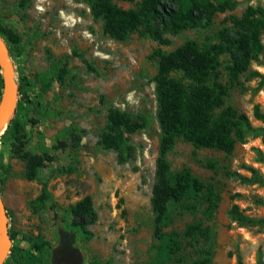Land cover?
I'll return each mask as SVG.
<instances>
[{"label":"rangeland","instance_id":"rangeland-1","mask_svg":"<svg viewBox=\"0 0 264 264\" xmlns=\"http://www.w3.org/2000/svg\"><path fill=\"white\" fill-rule=\"evenodd\" d=\"M19 1L0 0V28L19 39L16 46L4 42L16 102L26 96L40 106L30 112L22 102L18 108L24 128L20 141L4 133L6 127L0 134V198L11 240L2 264H19V248L33 256L32 245L52 249L62 235L72 236L69 244L79 251L80 264H152L150 196L160 134L152 82L155 61L150 56L157 43L140 33L123 41L108 37L101 20L91 15L90 0H29L25 7ZM113 3L122 9L132 5ZM231 3V10L216 13L207 26L165 35L169 44L161 49L171 51L187 40L213 43L217 31L234 29L230 18L239 19L246 7L264 8V0ZM260 43L264 47V32ZM218 61L219 81L227 84L229 56ZM49 68L55 76L49 91L42 93L37 76ZM224 103L243 113L251 126L230 154L193 149L178 140L166 155L172 171L187 168L203 184L202 196L210 190L216 199L210 210L203 197L169 205L163 232L176 233L181 245L165 264H191L204 256L209 264H264V122L252 115L254 106L264 113V53L227 86ZM43 109L53 117H42ZM110 109L145 124L128 135L122 163L116 151L99 145ZM25 154L48 157L32 179L25 177L20 157ZM84 196L96 215L83 227L88 238L65 228L71 220L68 207ZM233 207L244 222L232 218ZM194 223L207 237L183 238L184 228Z\"/></svg>","mask_w":264,"mask_h":264},{"label":"trees","instance_id":"trees-1","mask_svg":"<svg viewBox=\"0 0 264 264\" xmlns=\"http://www.w3.org/2000/svg\"><path fill=\"white\" fill-rule=\"evenodd\" d=\"M90 12L102 22L103 32L110 38L123 41L133 33L147 35L157 43L151 59L155 61V73L152 78L155 101L156 122L159 129V142L155 158L154 183L151 188L150 208L152 219V239L154 241V259L152 264H165L180 250V240L176 233H164L168 225L170 204H179L184 200L197 202L203 197V184L187 168L172 171L166 155L176 141L188 143L193 149L217 150L230 154L237 142H242L251 131L248 118L237 112L224 101L227 86L236 83L249 62L256 61L264 53L260 35L264 32V8L248 6L239 19L230 18L233 30L221 29L214 34L215 42L198 44L187 40L171 51L161 47L169 44L165 35L172 37L184 30L204 27L211 23L216 13L231 10V0H90ZM121 1L132 4L122 9L113 3ZM29 0H20L19 6L25 7ZM0 37L7 45L16 46L18 37L9 29L0 28ZM227 54L229 64L225 67L227 84L219 81V56ZM54 69L49 68L38 74L42 93L50 89L54 79ZM4 90V81L0 73V102ZM17 87V94H18ZM24 96V95H23ZM18 98L14 113L8 120L5 132H10L15 141L24 135L23 121L17 115L22 102L28 104L30 112L36 110L33 103L24 96ZM44 118L53 117V112L42 110ZM255 120L264 122V113L257 106L252 112ZM141 118L132 117L116 109H110L106 117L99 145L103 150L111 149L118 154L119 162H124L128 149V135L144 127ZM1 128L0 134L4 130ZM25 162V177L32 179L41 169L46 155L20 156ZM209 210L214 208L216 196L208 190L203 197ZM190 209V208H189ZM234 220L242 223L245 218L235 207L230 211ZM71 217L65 226L74 235L90 236L85 225L92 224L96 215L88 196L82 197L68 207ZM184 239L196 240L207 237L205 230L198 224H190L183 230ZM10 238V237H9ZM37 256L19 248V264H51V249L42 245H32ZM13 253V252H11ZM92 264H100L93 262ZM191 264H209L204 256Z\"/></svg>","mask_w":264,"mask_h":264},{"label":"water","instance_id":"water-1","mask_svg":"<svg viewBox=\"0 0 264 264\" xmlns=\"http://www.w3.org/2000/svg\"><path fill=\"white\" fill-rule=\"evenodd\" d=\"M0 73L4 81V90L0 102V128L5 127L10 119L16 103V84L12 64L8 57L7 48L4 41L0 37ZM4 127V129H5ZM0 264L6 258L11 240L8 236L6 213L0 198ZM69 238L61 237L58 245L51 250V264H80L81 256L76 249H69Z\"/></svg>","mask_w":264,"mask_h":264},{"label":"flooded vegetation","instance_id":"flooded-vegetation-1","mask_svg":"<svg viewBox=\"0 0 264 264\" xmlns=\"http://www.w3.org/2000/svg\"><path fill=\"white\" fill-rule=\"evenodd\" d=\"M61 237H66L65 235H62ZM60 237V238H61ZM60 241V240H59ZM69 249H73L72 247H71V245H69V247H68Z\"/></svg>","mask_w":264,"mask_h":264},{"label":"bare ground","instance_id":"bare-ground-1","mask_svg":"<svg viewBox=\"0 0 264 264\" xmlns=\"http://www.w3.org/2000/svg\"><path fill=\"white\" fill-rule=\"evenodd\" d=\"M3 125H4V124H3ZM2 127H3V126H2ZM2 127H1V128H2ZM1 128H0V131H1ZM0 237H1V236H0ZM1 243H2V241H0V245H1Z\"/></svg>","mask_w":264,"mask_h":264},{"label":"crops","instance_id":"crops-1","mask_svg":"<svg viewBox=\"0 0 264 264\" xmlns=\"http://www.w3.org/2000/svg\"><path fill=\"white\" fill-rule=\"evenodd\" d=\"M58 245V244H57ZM54 248V247H53ZM52 250V249H51Z\"/></svg>","mask_w":264,"mask_h":264}]
</instances>
